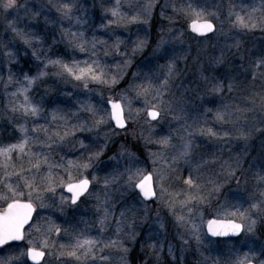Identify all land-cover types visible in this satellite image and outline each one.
<instances>
[{
    "label": "snow or ice",
    "instance_id": "snow-or-ice-1",
    "mask_svg": "<svg viewBox=\"0 0 264 264\" xmlns=\"http://www.w3.org/2000/svg\"><path fill=\"white\" fill-rule=\"evenodd\" d=\"M222 7L0 0V264H264V0Z\"/></svg>",
    "mask_w": 264,
    "mask_h": 264
},
{
    "label": "rangeland",
    "instance_id": "rangeland-1",
    "mask_svg": "<svg viewBox=\"0 0 264 264\" xmlns=\"http://www.w3.org/2000/svg\"><path fill=\"white\" fill-rule=\"evenodd\" d=\"M29 2V6L30 8H32L33 10L39 8L40 4L42 2H46V0H28ZM218 3L222 4V9H221V19L224 20L226 14H227V5L232 2L235 4H240L241 0H217ZM248 2H258V0H248ZM237 10H239L237 8ZM21 15H23V13H21ZM15 19V17H13ZM41 24L43 23V18H40ZM19 23L21 24V26H23V24L25 23H29L28 19H24L22 21H19ZM228 23L226 20H224V29L225 32H228ZM11 33L10 32H5L4 31V21L2 19V17H0V38L4 39L5 41H7L10 37H11ZM232 33H229V36H231ZM245 40L247 41V45L246 47H248L250 50H258L261 47H264V32H260L259 30H257L254 33H248L245 35ZM227 39V37H218L215 40H212L210 42H208L207 44L203 45V48L209 53V54H216L219 55V50L220 48H222L224 46V42ZM229 42H231L229 40ZM190 43H192L190 41ZM17 46H20L19 43L17 44ZM193 47L194 48H198L199 46L193 43ZM195 53H193L194 55ZM51 101H61L63 100L62 96H52L50 97ZM3 127L6 129L5 131V139L8 138L9 134L11 133L12 129L10 126H8L7 124L3 125ZM261 151V139L259 136H257L255 139H253L252 141V147L250 148V152L252 156H257L259 155ZM231 187H233V189H235V185H232ZM89 207V205H84L83 208L81 209V212H84L85 209H87ZM39 211V209H38ZM256 239L257 242H261L264 241V231H258L256 234ZM223 247V246H221Z\"/></svg>",
    "mask_w": 264,
    "mask_h": 264
}]
</instances>
